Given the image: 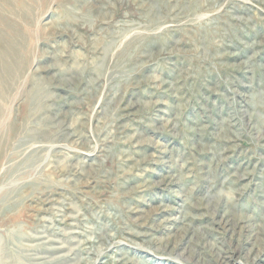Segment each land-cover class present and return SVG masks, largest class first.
Returning a JSON list of instances; mask_svg holds the SVG:
<instances>
[{"label": "rangeland", "instance_id": "rangeland-1", "mask_svg": "<svg viewBox=\"0 0 264 264\" xmlns=\"http://www.w3.org/2000/svg\"><path fill=\"white\" fill-rule=\"evenodd\" d=\"M123 259L264 264V0H0V264Z\"/></svg>", "mask_w": 264, "mask_h": 264}, {"label": "bare ground", "instance_id": "bare-ground-1", "mask_svg": "<svg viewBox=\"0 0 264 264\" xmlns=\"http://www.w3.org/2000/svg\"><path fill=\"white\" fill-rule=\"evenodd\" d=\"M7 70V69H6ZM231 224H230V220L229 219H227L226 218V222L224 223V228H226V230L227 231H229L230 230V226ZM232 231V230H231ZM257 235V234H256ZM259 236V235H258ZM253 238V237H252ZM255 239H257L256 237H254ZM253 238V239H254ZM252 244V243H251ZM162 250V249H161ZM237 254V253H236ZM222 257V256H221ZM255 260H257V258H255V259H253V262L255 261ZM216 261V260H215ZM28 262V261H27ZM103 263V262H102ZM120 264H126V261H124V259L123 260H121L120 261Z\"/></svg>", "mask_w": 264, "mask_h": 264}]
</instances>
